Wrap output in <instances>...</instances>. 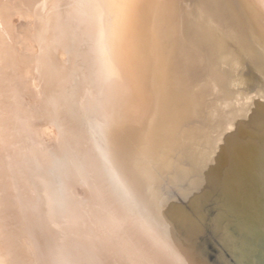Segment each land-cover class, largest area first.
Wrapping results in <instances>:
<instances>
[{
    "label": "bare ground",
    "instance_id": "6f19581e",
    "mask_svg": "<svg viewBox=\"0 0 264 264\" xmlns=\"http://www.w3.org/2000/svg\"><path fill=\"white\" fill-rule=\"evenodd\" d=\"M17 1L0 0V20L11 5L35 15L34 31L26 32L42 48L34 53L24 45L23 63L36 55L45 62L38 68L42 77L53 84L27 93V103L39 105L31 111L18 98L17 70L6 66L0 216L19 211L27 235L0 226L6 254L0 264L15 261L14 249L21 264H204L188 245L204 215L197 209L200 195L184 206L162 190L182 182L196 186L205 168L210 179L220 168L216 173L236 192L254 174L261 147L241 137L250 126L237 113L253 71L264 80V0ZM4 30L5 38L16 31ZM63 92L85 106L74 112L82 121L78 131L68 128ZM253 101L257 116L264 114V88ZM44 119L56 128L42 129L54 137L46 147L28 142ZM222 143L220 166L211 152ZM76 215L86 231L74 229Z\"/></svg>",
    "mask_w": 264,
    "mask_h": 264
},
{
    "label": "water",
    "instance_id": "95a60500",
    "mask_svg": "<svg viewBox=\"0 0 264 264\" xmlns=\"http://www.w3.org/2000/svg\"><path fill=\"white\" fill-rule=\"evenodd\" d=\"M236 73H239L238 68ZM250 81L237 114L241 115L238 121L250 126L245 128L241 137L261 147V158L255 160L259 163L253 168L254 174L246 175L237 185L236 192L228 188L229 183L224 182L220 173H216L217 170L220 172V168H213L215 176L211 179L208 176L204 178V172L209 169L205 168L198 177L202 178L201 182L195 179L198 183L196 186H191L189 182L177 183L167 189H164L166 184L161 186L164 196L172 200L174 198L173 201L184 206L195 195H200L197 201V207L200 208L197 209L204 215L198 222L200 229L195 227L188 245L196 251L197 256H202L204 264H264V114L257 116L253 101L257 91L264 88V80L253 71ZM254 118L259 122L254 121ZM229 127L227 125L225 128L228 129L226 133L232 132ZM223 148L222 143L219 151L211 152L212 159L215 153L220 158V166L224 163ZM185 188L189 190L185 191ZM183 190L187 192L185 196L180 194Z\"/></svg>",
    "mask_w": 264,
    "mask_h": 264
},
{
    "label": "rangeland",
    "instance_id": "374dc122",
    "mask_svg": "<svg viewBox=\"0 0 264 264\" xmlns=\"http://www.w3.org/2000/svg\"><path fill=\"white\" fill-rule=\"evenodd\" d=\"M14 1L15 0H13V2L12 3H14ZM15 3H19V0L17 1V2H15ZM14 8V9H16L15 10V12L17 13H15L14 12V9L12 10V8ZM11 7H10V12H11V14H9V12H7V15H6V19H4V18H2L1 20H0V34H1V37H0V65L2 64V66H0V67H2V68H5L4 70L3 69H1L0 68V86H4L7 82H8V80H9V74H7V73H5V70L7 69V67H12V68H14L15 70H17V72H16V79H14V84H16V85H18L19 86V92H18V98H20L21 100H24V104L27 106V108L29 109V110H31V111H33V110H35V109H37L38 107L37 106H39L38 104H36V103H34V101H32L31 103H32V105L30 104H28L27 102H29L30 103V100L28 101V99H29V96H28V94H30V93H32L33 92V90L34 91H36V90H41L42 88L44 89V87L47 85V84H49V83H51V84H53V79L52 80H50L49 82L47 81L46 82V80L42 77V76H45L44 75V73L43 72H41V71H39L38 70V68H40V67H43L44 65H45V62H42V61H38V62H36V60H37V56L36 55H33L32 56V58L35 60V61H33V62H24L23 63V61L25 60V57L23 56V55H21L22 54V52L23 51H25V49H26V47H28L29 45H30V49H31V51L33 50V51H35V50H37L36 52H34V53H37L38 52V50H41V48H42V46H41V44H38V43H36L35 41L34 42H32V41H30L31 39H28V37L29 38H32V37H30L29 36V34H27V30H29V31H34V29H35V23H36V18H35V15L34 14H32L31 12L30 13H28V11H26V9H24V8H22L21 7V9H19L20 7H16V5L15 6H13V5H11ZM23 9V10H22ZM32 9V8H31ZM12 10V11H11ZM20 10H21V12H20ZM26 11V14L27 15H25V11ZM24 11V12H23ZM19 12V13H18ZM22 13H24V15L27 17V19H29V23H28V20L25 18V16L22 14ZM31 14V15H30ZM14 15V16H13ZM21 15H23V17H21ZM34 15V16H33ZM19 16V17H18ZM29 16V17H28ZM40 16H42V15H40ZM23 18L25 19L24 21H23ZM32 18L35 20H32ZM45 19V18H44ZM25 21H27L26 23H24ZM46 21V20H45ZM4 24V25H3ZM24 24V25H23ZM25 24H27V25H25ZM21 25V26H20ZM31 25V26H30ZM16 26V27H15ZM28 27V29H27V27ZM32 26H33V28H32ZM16 29H15V28ZM30 27H31V29H30ZM7 28H10L12 31L13 30H16V31H19V32H17L16 33V31H14V32H12L11 34L9 33V34H6V38L4 37L5 36V30L4 29H7ZM25 31V33H24V31ZM3 30V31H2ZM20 30H21V32H20ZM4 35H3V34ZM15 33L17 34V37L16 36H14L15 35ZM19 33H21V34H19ZM19 34V35H18ZM24 34V35H23ZM27 34V35H26ZM2 35H3V37H2ZM24 36V38L26 39V40H29V41H27V43L26 44H23L24 42H25V40H24V38H23V36ZM15 39H16V41H15ZM23 39V40H22ZM33 39V38H32ZM6 41V42H5ZM1 42H2V44H1ZM30 42V43H29ZM9 43H10V45H9ZM29 43V44H28ZM5 44V45H4ZM34 44V45H33ZM2 45V46H1ZM8 45V46H7ZM24 45L26 46V47H24ZM32 45V46H31ZM35 46V48H33ZM24 48V49H23ZM33 48V49H32ZM7 49H8V51H7ZM17 50V51H16ZM10 51H11V53H10ZM32 51V52H33ZM7 52V53H6ZM8 53H10L9 55H8ZM49 54V53H48ZM19 56H21V57H19ZM39 56V55H38ZM17 57V58H16ZM7 58H8V60H7ZM10 58H12V59H10ZM23 59V60H22ZM16 60V61H15ZM5 61V62H4ZM9 63H8V62ZM22 61V62H21ZM3 62H4V64H3ZM7 62V63H6ZM15 63V64H14ZM20 63H22V64H20ZM37 63V64H36ZM7 64H9V65H7ZM18 64V65H17ZM44 64V65H43ZM4 65V66H3ZM25 65V66H24ZM7 66V67H6ZM37 66V67H36ZM29 69V70H28ZM4 72H3V71ZM32 70V71H31ZM34 70V71H33ZM2 71V72H1ZM19 71V72H18ZM21 72V73H20ZM30 72V75H28V73ZM21 74V75H20ZM28 75V76H27ZM39 76V77H38ZM33 78V79H32ZM49 78H51V77H49ZM3 79V80H2ZM41 79V80H40ZM31 80V81H30ZM29 81V82H28ZM38 82V84L37 85H35L37 82ZM35 83V84H34ZM47 83V84H46ZM30 84V85H29ZM46 84V85H45ZM43 85V86H42ZM36 86V87H35ZM38 87V88H37ZM29 89H31L30 91H29ZM2 92V91H1ZM21 92V93H20ZM20 93V94H19ZM28 93V94H27ZM68 94V95H67ZM3 95H6L5 94V92H3ZM76 94H74V95H72L71 93H69V92H63V94H62V96H63V102H64V108L66 109V111L68 112V118L71 120L70 122L71 123H69L70 125L68 126V128L70 127V129H72V128H75V126H77L75 129L78 131V129H82V121H81V119L80 118H78L77 116H76V114L74 113L75 112V109H76V111H77V113L78 112H80V113H82V112H84L85 111V109H84V107H80V106H77V104L76 103H78L77 102V98H76V96H75ZM66 96V97H65ZM75 96V97H74ZM68 97V98H67ZM4 98H6L7 99V96L6 97H4ZM4 98H2V100H4ZM27 98V99H26ZM74 98V99H73ZM70 101H69V100ZM54 101V100H53ZM68 102V103H67ZM51 103V102H50ZM66 103V104H65ZM55 105V104H54ZM54 105H50L51 107H53ZM56 105H57V103H56ZM68 105H70V106H68ZM74 105V106H73ZM35 108H34V107ZM49 105H48V107H50ZM51 107L49 108V110H51ZM76 107V108H75ZM79 107V108H78ZM69 108V109H68ZM79 109V110H78ZM81 110V111H80ZM31 116V118L34 120V122H39V119L40 118H38L37 117V115L36 114H31L30 115ZM77 117V119H75ZM78 120H80V121H78ZM77 122V125L75 124ZM51 123H53L54 124V120L53 119H44V120H42V123H41V127L40 126H37L36 127V129H37V131L35 132V135H36V137H34V140L33 139H29L28 140V142H36L37 144H42L43 146H49L50 144L51 145H53V144H55V142H53V136H51V137H48L49 138V140H48V138H47V136H45L44 135V133L46 132V133H52V132H54L55 133V131H56V128H55V126L52 124V126H50L51 125ZM45 125H47L48 127L46 128L45 127ZM36 126V125H35ZM52 127H54L55 128V130H54V128H51ZM41 129V130H40ZM42 129H44V131L42 130ZM50 131H48V130ZM51 129V130H50ZM54 130V131H53ZM45 133V134H46ZM41 138H43V139H41ZM52 140H51V139ZM80 138V137H79ZM41 140H42V142H41ZM50 143V144H49ZM57 144V143H56ZM68 156L69 157H71V159H73L74 157H75V151H74V148H69V150H68ZM72 168V166H70V169ZM72 171V170H71ZM77 179V178H75V176H73L72 177V179ZM66 182H67V184H69L70 183V180H69V178L66 180ZM78 184L80 185L81 183L80 182H78ZM19 211H15L14 213H12V214H7V215H5V216H0V226H5V225H11V226H13L14 225V228L11 230V231H13V232H18L19 234H21L22 233V235L24 234L22 231H24L25 232V234L27 235V233H26V228H25V220L22 218V216H21V214L20 213H18ZM18 213V214H17ZM77 216V217H76ZM76 216H74V217H76V218H74L73 219V223H74V225H75V230L77 231L79 228L81 229L82 228V225H83V228L85 229L84 231H86V227H85V224L83 223V220H81V218L80 217H78V215H76ZM17 218H19V219H17ZM8 219H10V221L12 222V223H10V222H8ZM78 219V220H77ZM80 219V220H79ZM7 222H6V221ZM20 222H19V221ZM81 221H82V223H81ZM18 222V223H17ZM21 222H23V223H21ZM77 222H79L81 225H77ZM78 223V224H79ZM17 224V225H16ZM21 224V225H20ZM19 225V226H18ZM24 225V226H23ZM15 226H17V227H15ZM81 226V227H80ZM19 227H21V228H19ZM17 228V229H16ZM19 228V229H18ZM78 228V229H77ZM82 228V229H83ZM16 229V230H15ZM82 229L80 230V231H82ZM10 232V231H9ZM78 232H79V230H78ZM2 235H4V233L2 234ZM6 236V234L4 235V237ZM25 236V235H24ZM23 236V237H24ZM7 237V236H6ZM24 241V240H23ZM22 241V242H23ZM29 242V243H28ZM27 243H28V247H29V244H31V241H28ZM23 245H24V243H23ZM26 247H27V245H26ZM27 247V248H28ZM30 248V247H29ZM1 249V248H0ZM30 250V249H29ZM3 253V255H2V253ZM1 252H0V260H2L3 259V257L4 258H6V254L4 253V250L3 249H1ZM13 253H14V255L16 256V258H14L15 259V261L12 263V264H18V262H20L19 264H21V262L22 261H24V258H22V256L17 252V249H14L13 251H12ZM16 252V253H15ZM19 255V256H18ZM20 257V258H19ZM25 257H27V256H25ZM22 258V259H21Z\"/></svg>",
    "mask_w": 264,
    "mask_h": 264
}]
</instances>
